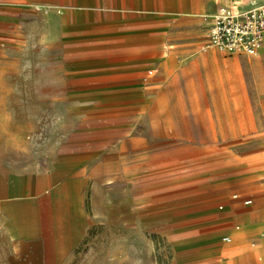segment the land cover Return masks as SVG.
Instances as JSON below:
<instances>
[{
    "label": "rangeland",
    "instance_id": "1",
    "mask_svg": "<svg viewBox=\"0 0 264 264\" xmlns=\"http://www.w3.org/2000/svg\"><path fill=\"white\" fill-rule=\"evenodd\" d=\"M246 1L95 0L86 9L100 15L78 18L77 37L62 55L49 48L63 8L45 0L24 1L15 13L0 7V167L14 161L44 169L76 161V144L92 148L83 217L63 194L47 209L51 244L73 233L72 247L51 264H176L184 251L197 254L229 234L236 222L228 217L245 209L236 203L221 213L218 206L227 210L232 193L254 192L231 189L229 179L264 180L255 176L264 168V89L255 85L264 64L239 67L254 85L246 110L232 101L241 93L231 86L239 70L227 60L262 49L220 52L225 61L202 72L196 95L186 86L192 75L181 72L200 53L204 16ZM137 62L136 75L120 70ZM178 75V85L170 84ZM167 123L175 136L164 133ZM2 244L0 264H9ZM232 249L234 257L253 248L241 237Z\"/></svg>",
    "mask_w": 264,
    "mask_h": 264
},
{
    "label": "crops",
    "instance_id": "2",
    "mask_svg": "<svg viewBox=\"0 0 264 264\" xmlns=\"http://www.w3.org/2000/svg\"><path fill=\"white\" fill-rule=\"evenodd\" d=\"M24 1L27 0H0V7L3 6L6 10L15 13L20 11V7L23 6L22 2ZM45 1H50L54 6L63 8L62 14L55 17L57 27L54 34V42H52L53 44L49 48L56 55H62L64 53L63 45L68 42V39L77 37V32L80 30L78 25L79 17H83L82 22L87 23L100 15L92 10L86 9L98 6L95 0ZM257 1L264 3V0ZM246 2L242 5H245ZM219 6H216L210 14L204 16L203 41L200 46L207 39L208 17ZM70 7H83L85 9L79 12V10L67 9ZM200 46V53L195 54L191 59L193 64L184 66L181 74L183 73L188 77L192 75L201 81L203 71L207 75L210 66L225 61V59L222 58L221 51L213 48L201 51ZM261 49V53L257 57L248 58L239 55L229 58L227 62L239 67L248 65L251 69L253 67H261L264 64V45H262ZM67 53L66 51L65 54ZM163 56L167 58L168 54L166 53ZM141 65L138 62L133 65L124 64L121 65L120 70L127 72L125 75L129 77L140 72L141 69L139 67ZM196 66L200 68V72L196 69ZM239 67H237L236 72H238ZM56 70L61 71L62 68L59 67ZM77 70L75 69L73 72ZM154 70L156 72L158 71L156 68L150 71L154 73ZM194 70L196 73L198 71L196 76L193 75L195 73ZM186 71L187 73H185ZM240 72L241 70L238 72L239 77L232 82L231 86L240 88L241 93L232 101L238 103L240 109L245 108L247 110L248 104L255 102L254 96L252 95V87L254 85L252 84L253 81L249 78H241ZM176 77H174L170 84L178 85L176 84ZM255 85L261 92L264 89V80H257ZM205 86H211V84L207 83ZM206 97L205 100L207 102L214 104L217 101L212 95H206ZM217 110L218 108L213 106L214 113H217ZM164 130L166 135L176 134L173 127L168 123L164 127ZM75 147L79 151V158L73 162L66 160L65 162H57L48 168L36 169L27 167L25 164L16 167L14 161H7L6 165L0 167V238L3 242L5 258L9 264H51L62 258L72 247L70 246L71 236H73L72 232L59 241L55 240L54 245L51 244L47 232L46 213L51 201H57L60 194H63L67 199V202L65 201L67 208L73 210L74 214L78 217H83L84 215L82 213L81 202L83 198L82 194H88V177L91 165L87 163L92 148L91 144L88 143L76 144ZM152 164L154 162H148L146 165ZM83 170L85 174H82ZM261 175L264 176V168L255 173L256 177ZM229 180L231 182V189H236L240 192L254 190V192L246 195L238 193L230 194L227 199L229 202L228 209L223 210V205H219V211L221 213L229 211L230 207L236 203L245 210L228 217L230 221L236 222L233 227L227 230L229 234L222 235L218 241L207 243L197 254H193L191 251H184L176 264H194L197 261L195 258L196 255L199 256L198 262L202 264H264V239H260L257 236L261 222L264 220V194H260L261 192L259 191L264 186V180L247 182V180L243 181V178L239 176H232ZM233 194H237L238 199H233ZM244 199H250L251 204L244 205L242 203ZM218 217L219 220L223 219L222 216ZM224 237H228L229 241H224ZM241 237L246 238L249 246L253 249L231 257L230 254L235 253L232 248H234ZM256 257H258L259 262L255 261Z\"/></svg>",
    "mask_w": 264,
    "mask_h": 264
},
{
    "label": "built area",
    "instance_id": "3",
    "mask_svg": "<svg viewBox=\"0 0 264 264\" xmlns=\"http://www.w3.org/2000/svg\"><path fill=\"white\" fill-rule=\"evenodd\" d=\"M208 20L207 39L200 46L201 51L213 48L229 54L256 55L264 45V3L248 0L241 6L220 5ZM232 198L238 199V195L233 194ZM242 203L250 205L251 200L244 199ZM257 236L264 239V220Z\"/></svg>",
    "mask_w": 264,
    "mask_h": 264
},
{
    "label": "bare ground",
    "instance_id": "4",
    "mask_svg": "<svg viewBox=\"0 0 264 264\" xmlns=\"http://www.w3.org/2000/svg\"><path fill=\"white\" fill-rule=\"evenodd\" d=\"M241 6V5H240ZM193 64V63H192ZM239 67V66H238ZM183 71V70H182ZM185 73H187V71L185 72ZM197 73H198V71H197ZM183 74V73H182ZM201 74V73H200ZM240 74V73H239ZM179 76V75H178ZM177 78V80H176V82H178V80H179V78H180V76L179 77H176ZM242 78V77H241ZM174 79V78H173ZM197 81H200V80H198L196 77H194V76H192L191 78H189L188 79V83L186 84V86H187V89H189L190 91H191V93H193V94H197V92H196V88L198 87V84H197ZM244 90V89H243ZM240 92H241V90H240ZM245 92V91H244ZM247 92V94H249L248 93V91H246ZM182 93V90H181V92H179V94H181ZM243 94V93H242ZM182 96V95H181ZM243 96V95H242ZM245 96H246V94H245ZM158 100V99H157ZM159 101V100H158ZM161 102V101H160ZM158 104V103H157ZM162 105V104H161ZM162 107V106H161ZM178 109H179V111H180V113H185L186 111H187V107H186V105L184 104V101L182 100V99H180L179 100V103H178ZM159 110V109H158ZM164 110H165V108H164ZM216 110V109H215ZM161 112V111H160ZM208 117V116H207ZM170 119V118H169ZM205 119V118H204ZM167 121V120H166ZM172 121V120H171ZM205 121V120H204ZM208 123V122H207ZM163 124V123H162ZM164 130V129H163ZM164 132H165V130H164ZM175 132V131H174ZM168 134H169V132H168ZM172 134V133H171ZM175 136V135H174Z\"/></svg>",
    "mask_w": 264,
    "mask_h": 264
}]
</instances>
